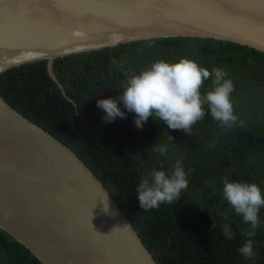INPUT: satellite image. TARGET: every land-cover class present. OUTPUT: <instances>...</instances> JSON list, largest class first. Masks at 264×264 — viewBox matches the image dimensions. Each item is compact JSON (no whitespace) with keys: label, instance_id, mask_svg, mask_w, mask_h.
Listing matches in <instances>:
<instances>
[{"label":"trees","instance_id":"obj_1","mask_svg":"<svg viewBox=\"0 0 264 264\" xmlns=\"http://www.w3.org/2000/svg\"><path fill=\"white\" fill-rule=\"evenodd\" d=\"M181 59L226 72L243 127H220L207 105L191 135L155 117L137 128L136 114L122 102L118 107L125 118L103 121L106 113L97 101L122 95L128 76L156 61ZM45 65L39 59L1 72V99L92 170L157 264H264V207L252 229L222 194L227 180L255 183L264 195V53L226 40L168 36L57 58L51 66L55 82ZM213 87L212 79L206 80L201 94ZM160 146L167 147V155L155 151ZM177 160L187 190L171 204L143 211L136 192L141 176L153 170L170 175ZM249 240L253 256L245 258L239 249ZM0 264L42 263L0 230Z\"/></svg>","mask_w":264,"mask_h":264},{"label":"water","instance_id":"obj_2","mask_svg":"<svg viewBox=\"0 0 264 264\" xmlns=\"http://www.w3.org/2000/svg\"><path fill=\"white\" fill-rule=\"evenodd\" d=\"M168 36L264 53V0H0V73L45 59L55 82L57 58ZM0 230L42 264H157L92 170L1 97Z\"/></svg>","mask_w":264,"mask_h":264},{"label":"clouds","instance_id":"obj_3","mask_svg":"<svg viewBox=\"0 0 264 264\" xmlns=\"http://www.w3.org/2000/svg\"><path fill=\"white\" fill-rule=\"evenodd\" d=\"M226 75L222 68L214 67L210 72L188 59L172 64L160 60L149 69L128 76L122 95L116 99H100L97 107L106 113L102 118L105 123L117 117L125 118L124 112L118 107V103L122 102L129 112L136 114L137 128H142L149 117H155L162 120L169 129L183 130L191 135L192 126L204 118V106L207 105L212 119L218 121L220 127L232 129L237 123L243 127L245 122L238 120L234 114L231 94L235 89L233 82L225 78ZM209 79H212L214 87L202 95L200 89ZM169 139L172 140V137ZM155 151L163 156L167 155L168 149L160 146ZM188 184L180 160L175 162L170 175L163 170H153L141 176L136 185L139 206L143 211H149L164 203L171 204L179 199L183 190H187ZM222 194L245 224H250L252 229L258 228V214L264 207V195L257 184L225 180ZM117 229L119 227L113 231ZM239 253L245 258H251L252 241H247Z\"/></svg>","mask_w":264,"mask_h":264}]
</instances>
